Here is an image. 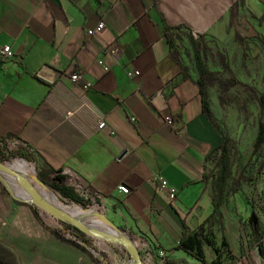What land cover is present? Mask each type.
I'll return each mask as SVG.
<instances>
[{
    "label": "crops",
    "instance_id": "crops-1",
    "mask_svg": "<svg viewBox=\"0 0 264 264\" xmlns=\"http://www.w3.org/2000/svg\"><path fill=\"white\" fill-rule=\"evenodd\" d=\"M99 20L104 28L87 34ZM262 35L264 0H0V46L13 52L0 56V137L33 153L32 166L19 164L48 179L69 176L66 184L93 202L91 216L150 249V263L198 264L174 247L183 225L195 231L213 213L202 177L225 134L208 89L210 115L203 112L195 54L225 61L239 40L259 44ZM73 71L91 86L72 82ZM155 174L176 189L175 200ZM0 247L4 264H98L1 185ZM204 253L215 258L205 245Z\"/></svg>",
    "mask_w": 264,
    "mask_h": 264
},
{
    "label": "rangeland",
    "instance_id": "rangeland-1",
    "mask_svg": "<svg viewBox=\"0 0 264 264\" xmlns=\"http://www.w3.org/2000/svg\"><path fill=\"white\" fill-rule=\"evenodd\" d=\"M262 39L261 43H251V45L239 40L234 53L227 52L224 64L216 52L211 53L206 59V64L213 69L217 78L226 80L229 77H234L244 84L233 85L225 92L222 91L217 81L207 85L210 96L216 103L215 120L217 125L220 126L222 133L228 135L232 145V174L221 209L222 218L218 223L217 216H215L214 220L206 225L209 238L218 246L221 244L222 232L227 237L230 251H222L223 264H264V141L256 154L251 156L250 150L256 135L258 105L255 96L249 89L252 87L257 94L264 93V54L261 49V45H264V35H262ZM179 43L183 52H186L184 44ZM213 50L215 51L214 48ZM191 62L193 64V60ZM219 97L223 99V102ZM18 158L2 162L3 166L10 172L18 174V177L6 171H2L3 175L16 180L15 183H9L22 195L31 199L40 198L44 205H53L48 192L36 182L30 180L21 182L19 176L22 174L37 179V170L26 164H19V161H16ZM28 162L32 166V162ZM214 162L215 159L209 162V171L214 166ZM40 177L45 182L49 181L47 176L40 175ZM237 184H239L240 190L233 191L237 188ZM55 194L58 196L60 204L89 228L114 239L121 237V234L104 225L98 216L95 218L91 216L92 201L89 200L90 204L85 210L62 199L57 193ZM39 214L49 227H60L53 215H48L46 211H39ZM90 240L92 247L97 252L103 253L111 264H132L128 254L118 244L94 238H90ZM258 243L263 247L262 256L258 254ZM136 250L141 257L142 264H152L150 262L153 253L150 249L142 246ZM205 250L207 258L211 259L214 256L213 250L207 245H205ZM143 257L147 259L143 260Z\"/></svg>",
    "mask_w": 264,
    "mask_h": 264
},
{
    "label": "trees",
    "instance_id": "trees-1",
    "mask_svg": "<svg viewBox=\"0 0 264 264\" xmlns=\"http://www.w3.org/2000/svg\"><path fill=\"white\" fill-rule=\"evenodd\" d=\"M262 48L264 52V46ZM219 56H220V61L224 63V59H223L224 57L221 54ZM195 63L198 69L197 85L199 87L203 112L206 113L207 115H210L207 85L213 83L214 81H217L222 91L225 92L231 86L236 84H243V83L234 77H229L226 80L217 78L215 74H213L208 70L204 60L200 59L197 54H195ZM249 89L250 91H252L253 95L255 96L256 103L258 105L256 135L252 143V148L250 150L251 156H254L256 152L259 150L260 145L264 141V93L257 94L252 87H249ZM219 99L220 101L223 102V99L221 97H219ZM231 152H232V145L230 139L228 135H223L221 145H219L213 151L214 154L215 153L218 154L215 166L209 174H204V176L202 177V181H204L205 183L210 181V186L212 191L213 213L195 231L190 232L187 230L186 226L183 225L182 238L179 241V243L174 247V250H181L202 264H223L222 251L223 250H226L227 252L230 251L229 242L224 232H222L221 234V244L220 246H217L216 243L209 238V234L205 225L210 224L214 220L215 216H217L216 218L218 223H220V220L222 218L221 209L223 206V201L225 199L226 191L228 189V182L232 174ZM211 156L212 154L209 155V157ZM15 157L24 158L30 162L35 160L33 153L27 147L24 146L12 147L7 138L0 137V162L6 160L9 161L10 159ZM37 179H39L45 185H47L48 188H50L54 193L60 195L62 199H65L68 202H71L81 207L82 209L86 210L88 208L90 201L80 196V194L77 193L73 187L66 184L67 180L70 179L69 176H67L66 174L56 173L52 176L51 179H49L48 182L43 181L40 177V174H37ZM0 185L14 201H18L22 205L28 206L36 221L44 229L48 230L51 234L55 235L61 240H64L72 244L73 246L79 248L83 252L87 253L94 262L98 264H111V262L103 253L97 252L95 248L92 247L90 238L87 237L83 232L78 230L76 227L62 220H58L60 227L58 228L49 227L41 219L39 214V211H41V209L36 204L28 203L27 201L24 200H19V197H21L22 194L18 190H16L9 182L0 180ZM236 187L237 188H235L233 191L240 190L239 184H237ZM81 190L90 191V189L85 186H82ZM92 217L95 218L96 216H92ZM118 230L120 231L121 234H123V232L120 229ZM204 245L209 246L214 251L215 258L212 261H207L204 253ZM257 250H258V254L262 256L263 247L259 243L257 244ZM0 264H4L1 258H0Z\"/></svg>",
    "mask_w": 264,
    "mask_h": 264
},
{
    "label": "water",
    "instance_id": "water-1",
    "mask_svg": "<svg viewBox=\"0 0 264 264\" xmlns=\"http://www.w3.org/2000/svg\"><path fill=\"white\" fill-rule=\"evenodd\" d=\"M49 69H50V67L48 65H45L42 70L45 71V70H49ZM46 78L48 80H52L50 77H46ZM124 153H125V151L121 154V156ZM1 171H6V172L10 173L11 175L18 177V174H15L14 172H10L5 166L2 165V162H0V180H2V181H6V180H4V178L2 177ZM19 178L21 179L22 183L25 182V180H23L21 176H19ZM37 183L42 188H45V189L52 191L50 188H48L47 185H45L39 179H37ZM19 200H24V201H27L28 203L36 204L41 209V211H46V213L48 215H50V214L53 215L56 218V220L65 221L66 223L76 227L78 230L83 232L89 238H94V239L101 240L104 242H112V243L118 244L128 254L129 259H130L132 264H142V262L140 260V256L138 254V251L136 250L132 241L129 238L125 237L123 234H121L120 231L118 230V228H116L115 226L108 223L104 218H102V220L108 227L113 229L116 233L121 234V237L119 239H114L112 237H108L104 234H101L100 232H97V231L89 228L82 221L76 220L75 218H73V217L69 216L68 214H66L65 212L59 210L58 208H56L52 204H48V205L42 204L40 198L31 199L30 197L26 196V197H19Z\"/></svg>",
    "mask_w": 264,
    "mask_h": 264
},
{
    "label": "built area",
    "instance_id": "built-area-1",
    "mask_svg": "<svg viewBox=\"0 0 264 264\" xmlns=\"http://www.w3.org/2000/svg\"><path fill=\"white\" fill-rule=\"evenodd\" d=\"M104 26H105L104 21L103 20H99L93 27H90V28L87 29V34L94 35L95 33H98L99 31H101L104 28ZM110 52H111L113 58L115 60H118L119 49L117 47H112V48H110ZM12 55H13V52L10 49L9 45L0 46V56H2V57H11ZM99 63L102 64V61L100 60ZM104 69L107 70L108 67L104 66ZM126 74L128 75V77L133 78V77H135V76H137L139 74V71L137 69L127 70ZM69 79L72 82H74V83L81 84L82 87L85 88V89H88L91 86V83L88 82V81H85L82 78L81 73H79L78 71H73L72 73H70ZM165 120L169 124H171L173 122V119L170 116H165ZM105 126H106V123H105V121L103 119L98 122V128H104ZM153 180L156 183H158L159 188L161 190H167L168 191L169 200L173 201V200L176 199V189L173 188V187H170L168 185V182L162 176H160L159 174H155L153 176ZM81 187H80V189H81ZM119 189H120V191H122L124 193H128V189L126 187H124V186H120ZM81 191H84V190H81Z\"/></svg>",
    "mask_w": 264,
    "mask_h": 264
},
{
    "label": "bare ground",
    "instance_id": "bare-ground-1",
    "mask_svg": "<svg viewBox=\"0 0 264 264\" xmlns=\"http://www.w3.org/2000/svg\"><path fill=\"white\" fill-rule=\"evenodd\" d=\"M1 175H2V177L4 178V180H6L7 182H10V183H15V182H16L15 179L12 180V179L6 178V177L3 175L2 171H1ZM21 177H22L23 180L34 181V182H36L37 185H39V184L37 183V179H36V178H33V177L30 176V175H24V174H22ZM39 186H40V185H39ZM40 187H41V186H40ZM41 188H42V187H41ZM43 189L46 190V191L48 192V194H49V196H50V198H51V201H52L53 205H54L56 208H58L59 210L65 212L66 214H68L69 216L75 218L76 220H79V219H77L74 215H72L70 212H68V211L65 209V207H64L63 205L60 204L59 199H58V196H57L53 191H50V190L45 189V188H43ZM21 197H26V195H22ZM80 221H81V220H80ZM105 225H106V224H105ZM106 226H107V225H106Z\"/></svg>",
    "mask_w": 264,
    "mask_h": 264
}]
</instances>
